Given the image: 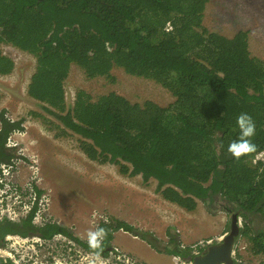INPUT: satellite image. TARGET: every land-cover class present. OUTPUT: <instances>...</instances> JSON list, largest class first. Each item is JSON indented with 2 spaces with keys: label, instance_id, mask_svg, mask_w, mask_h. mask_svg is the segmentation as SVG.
<instances>
[{
  "label": "trees",
  "instance_id": "trees-1",
  "mask_svg": "<svg viewBox=\"0 0 264 264\" xmlns=\"http://www.w3.org/2000/svg\"><path fill=\"white\" fill-rule=\"evenodd\" d=\"M208 1L0 0V73L14 68L3 42L35 54L29 95L81 137L90 159L155 179L164 199L188 211L218 195L221 209L251 222L254 214L264 218V160L253 162L264 150V59L251 54L248 31L227 37L204 26ZM73 64L88 78H113L120 67L156 81L175 100L138 103L116 92L94 99L80 89L68 108ZM241 113L256 122L257 151L237 159L227 149ZM0 118V137L21 129L3 111ZM252 230L244 232L251 249L264 254V228Z\"/></svg>",
  "mask_w": 264,
  "mask_h": 264
},
{
  "label": "rangeland",
  "instance_id": "rangeland-1",
  "mask_svg": "<svg viewBox=\"0 0 264 264\" xmlns=\"http://www.w3.org/2000/svg\"><path fill=\"white\" fill-rule=\"evenodd\" d=\"M203 23L209 31L227 37L239 30L248 31L251 54L264 59V0H209ZM1 49L15 58L16 67L8 75L0 74V111L20 122L21 129L10 137L35 158L37 169L41 170V185L51 188L54 215L66 225H78V231L85 235L92 229L91 215L95 210L115 222L129 223L133 227L131 234L146 241L121 233L120 243L136 254H154L157 264H169L170 255L160 252L171 237L190 244L230 230L231 215L218 206L225 202L218 195L210 204L198 201L196 209L188 211L164 199L155 179L145 180L140 174L123 173L118 164L90 159L81 148V137L64 129L48 111L52 107L29 95L36 58L9 42H3ZM112 71L113 78H88L82 68L73 64L65 81L67 107L73 106L80 89L94 99L116 92L138 103L153 100L168 106L175 100L172 92L152 79L129 74L120 67ZM251 226L254 231L264 228L263 216L254 214ZM245 240L241 245L246 244ZM241 245L238 251L242 264H264V256L249 257Z\"/></svg>",
  "mask_w": 264,
  "mask_h": 264
},
{
  "label": "flooded vegetation",
  "instance_id": "flooded-vegetation-1",
  "mask_svg": "<svg viewBox=\"0 0 264 264\" xmlns=\"http://www.w3.org/2000/svg\"><path fill=\"white\" fill-rule=\"evenodd\" d=\"M13 46L36 58L35 54ZM5 55L13 60L14 68L2 75L10 74L16 67L15 58ZM5 118L15 122L7 116ZM1 128L0 118V131ZM16 130L19 129H13L10 135ZM10 135L0 137V259L4 264H22L18 260L25 264H94L97 252H100L102 264H157L154 254L146 256L133 253L116 240L121 233L141 239L138 234H131L133 227L130 230L118 227V222L106 214L96 213V210L91 215L92 229L103 227L109 234L103 241L102 251L90 248L86 235L78 231V225H66L63 219L54 215L51 188L41 185V170L37 169L35 158L27 154L25 147L20 146V142ZM227 214L231 215L230 230L233 216H236L239 227L231 250L232 264L243 262L238 251L243 239H246V244H242L241 248L247 250V256H264L252 251V240L244 233L246 226H251L249 219L239 212ZM230 230L200 238L190 244L171 237L160 254L166 252L170 255L169 264H195V257L206 254L210 246L221 244ZM252 232L255 233L254 230ZM142 241H146L145 238ZM146 244L150 245L148 242ZM155 249L160 251V248Z\"/></svg>",
  "mask_w": 264,
  "mask_h": 264
},
{
  "label": "clouds",
  "instance_id": "clouds-1",
  "mask_svg": "<svg viewBox=\"0 0 264 264\" xmlns=\"http://www.w3.org/2000/svg\"><path fill=\"white\" fill-rule=\"evenodd\" d=\"M236 124L239 128V136L237 139L230 142L227 151L235 158L239 159L243 156L250 155L257 151V145L253 143L252 138L256 135V122L248 113H241L236 118ZM109 232L106 228L96 227L89 229L86 232V240L92 249L102 251L103 241L108 236ZM100 252L96 253V262L94 264H102L100 262Z\"/></svg>",
  "mask_w": 264,
  "mask_h": 264
},
{
  "label": "water",
  "instance_id": "water-1",
  "mask_svg": "<svg viewBox=\"0 0 264 264\" xmlns=\"http://www.w3.org/2000/svg\"><path fill=\"white\" fill-rule=\"evenodd\" d=\"M239 233V227L236 222V216H233V222L229 234L224 238L221 244L212 245L204 255L195 257V264H220L226 262L232 264L231 250L235 237ZM0 264H4L0 259Z\"/></svg>",
  "mask_w": 264,
  "mask_h": 264
},
{
  "label": "built area",
  "instance_id": "built-area-1",
  "mask_svg": "<svg viewBox=\"0 0 264 264\" xmlns=\"http://www.w3.org/2000/svg\"><path fill=\"white\" fill-rule=\"evenodd\" d=\"M172 28V26L170 25V23H168V27L166 28L167 30H170ZM259 160H264V150H261L260 152H258L255 157L253 158V162H257ZM129 261V258L128 260ZM18 262L25 264L22 260H18Z\"/></svg>",
  "mask_w": 264,
  "mask_h": 264
},
{
  "label": "crops",
  "instance_id": "crops-1",
  "mask_svg": "<svg viewBox=\"0 0 264 264\" xmlns=\"http://www.w3.org/2000/svg\"><path fill=\"white\" fill-rule=\"evenodd\" d=\"M119 243L121 242L120 241V237H117V239H116ZM143 242H145V241H143ZM123 245V244H122Z\"/></svg>",
  "mask_w": 264,
  "mask_h": 264
}]
</instances>
